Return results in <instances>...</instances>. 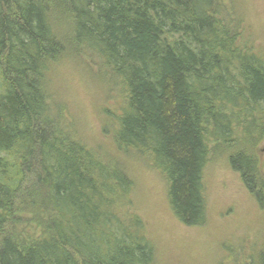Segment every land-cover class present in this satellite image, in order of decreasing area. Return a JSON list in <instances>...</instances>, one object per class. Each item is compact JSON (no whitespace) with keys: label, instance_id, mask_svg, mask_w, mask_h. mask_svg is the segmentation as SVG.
<instances>
[{"label":"trees","instance_id":"trees-1","mask_svg":"<svg viewBox=\"0 0 264 264\" xmlns=\"http://www.w3.org/2000/svg\"><path fill=\"white\" fill-rule=\"evenodd\" d=\"M73 52L121 90L113 139L149 157L180 224L205 223L219 150L264 211V51L221 0H0V264L155 261L128 176L51 112L48 69Z\"/></svg>","mask_w":264,"mask_h":264},{"label":"rangeland","instance_id":"rangeland-1","mask_svg":"<svg viewBox=\"0 0 264 264\" xmlns=\"http://www.w3.org/2000/svg\"><path fill=\"white\" fill-rule=\"evenodd\" d=\"M221 3L239 32L264 51V0ZM64 46L72 50L70 44ZM78 54L54 62L42 88L54 119L65 131L96 152L106 166L120 168L128 176L130 209L146 226L155 249L153 264H254L264 251V211L230 169L228 154L221 150L212 154L206 168L205 223L183 226L170 210L167 183L149 157L123 151L113 139L121 90L113 83L107 86L110 77L104 64L87 52ZM263 147L264 142L257 147L260 162Z\"/></svg>","mask_w":264,"mask_h":264},{"label":"water","instance_id":"water-1","mask_svg":"<svg viewBox=\"0 0 264 264\" xmlns=\"http://www.w3.org/2000/svg\"><path fill=\"white\" fill-rule=\"evenodd\" d=\"M260 152L264 154V147L261 149V151H260Z\"/></svg>","mask_w":264,"mask_h":264}]
</instances>
